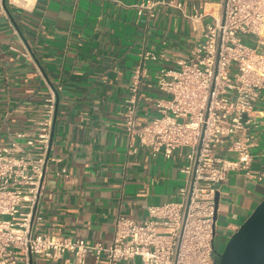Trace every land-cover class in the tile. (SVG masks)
<instances>
[{
  "label": "crops",
  "instance_id": "obj_1",
  "mask_svg": "<svg viewBox=\"0 0 264 264\" xmlns=\"http://www.w3.org/2000/svg\"><path fill=\"white\" fill-rule=\"evenodd\" d=\"M145 0H34L29 6L0 0V142L16 131L36 130L50 87L57 91L51 154L34 224L41 232L108 244L116 219L148 217V207L179 199L190 149L173 157L130 152L123 115L143 48L160 57L148 63L138 106L140 120L159 115L155 101L162 68L178 69L204 31L182 11L158 4L138 14ZM170 1V0H162ZM181 1L187 13L192 0ZM213 3L206 9H214ZM163 55V56H161ZM250 142L251 171L264 174V93L256 105ZM233 157V155H228ZM66 172L63 173L62 170ZM216 235H231L264 198V177L232 171L219 186ZM33 264H76L66 253ZM85 264L99 262L89 254ZM121 264H141L140 259Z\"/></svg>",
  "mask_w": 264,
  "mask_h": 264
},
{
  "label": "built area",
  "instance_id": "obj_2",
  "mask_svg": "<svg viewBox=\"0 0 264 264\" xmlns=\"http://www.w3.org/2000/svg\"><path fill=\"white\" fill-rule=\"evenodd\" d=\"M192 1L191 13L181 1L136 5L139 15L153 17L154 8L167 3L195 26L208 20L189 57L178 61L179 68L160 70L157 85L166 97L156 99L159 115L148 122L138 115L141 86L148 63L160 55L142 49L123 115L130 152L137 150L136 140L153 156L171 158L190 149L179 199L150 205L143 220L120 215L108 244L39 231L34 220L44 177L49 164L59 160L51 154L57 91L50 87L36 130L16 131L0 142V264H33L66 253L76 264H85L90 253L96 262L105 257L108 264L136 258L141 264H219L214 220L219 186L232 171L264 177L251 171L250 148L254 112L264 93V0ZM209 3L215 8L206 9Z\"/></svg>",
  "mask_w": 264,
  "mask_h": 264
},
{
  "label": "water",
  "instance_id": "obj_3",
  "mask_svg": "<svg viewBox=\"0 0 264 264\" xmlns=\"http://www.w3.org/2000/svg\"><path fill=\"white\" fill-rule=\"evenodd\" d=\"M219 194L216 197L215 230ZM219 264H264V198L239 228L229 236Z\"/></svg>",
  "mask_w": 264,
  "mask_h": 264
},
{
  "label": "rangeland",
  "instance_id": "obj_4",
  "mask_svg": "<svg viewBox=\"0 0 264 264\" xmlns=\"http://www.w3.org/2000/svg\"><path fill=\"white\" fill-rule=\"evenodd\" d=\"M230 235H226L224 233H222L220 230L217 231V235H216V245L218 246V248L220 249V251H223L225 248V244L227 242V240L229 239Z\"/></svg>",
  "mask_w": 264,
  "mask_h": 264
},
{
  "label": "bare ground",
  "instance_id": "obj_5",
  "mask_svg": "<svg viewBox=\"0 0 264 264\" xmlns=\"http://www.w3.org/2000/svg\"><path fill=\"white\" fill-rule=\"evenodd\" d=\"M16 2L23 6H29L34 0H16Z\"/></svg>",
  "mask_w": 264,
  "mask_h": 264
}]
</instances>
